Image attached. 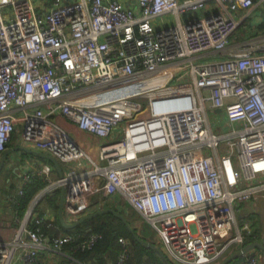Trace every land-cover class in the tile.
I'll return each mask as SVG.
<instances>
[{"label": "built area", "instance_id": "built-area-1", "mask_svg": "<svg viewBox=\"0 0 264 264\" xmlns=\"http://www.w3.org/2000/svg\"><path fill=\"white\" fill-rule=\"evenodd\" d=\"M207 1L0 0V155L18 125L20 143L63 170L38 198L64 187V216L73 222L119 195L173 264H221L256 241L239 205L264 195V34L230 42L241 25L234 13L264 0H216L220 9L200 16ZM168 13L175 22L158 26ZM143 79L155 85L136 98L80 103L88 90ZM207 101L227 131L211 127ZM80 133L113 140L95 161ZM32 220L0 236V264L18 249L23 264H39L38 248L76 240L49 237ZM100 237L91 233L78 247L91 249ZM119 242L115 264H126L128 244ZM241 264H260L259 255L247 253Z\"/></svg>", "mask_w": 264, "mask_h": 264}, {"label": "crops", "instance_id": "crops-1", "mask_svg": "<svg viewBox=\"0 0 264 264\" xmlns=\"http://www.w3.org/2000/svg\"><path fill=\"white\" fill-rule=\"evenodd\" d=\"M120 1L122 2L123 5H128V4H131V2H132V0H130V1L129 0H120ZM219 5L220 4L216 0H208L207 5H206L207 7L204 10H202L199 13V15L203 16L210 11L214 12L216 10H219L220 9ZM234 15L238 19L241 20V25L236 30V32L232 35L231 41H230L231 44H237V43H239L243 40H247L248 38H251L257 34L258 35L263 34L262 31L260 30V26L264 22V6L263 5L255 6L252 10H250L248 12V14L243 13L242 11L241 12L239 11V12L234 13ZM158 20L156 22H158ZM160 20H162V18H160ZM225 56H226V52L216 55L217 58H224ZM214 113L220 114V113H222V111L221 110H219V111L215 110ZM78 138L80 139V144L83 146V148L86 151H87V148H90V146H93L94 150L96 152L98 150V147L101 144H103L105 142H110L113 140V137L109 138L108 140L107 139L106 140H100V139L95 138L92 135L87 134V133H80ZM16 145L21 146L22 144L21 143H15V144L11 145V143H10L7 145V148H10V147L16 146ZM1 156H2V154L0 155V160H1ZM22 156H24L25 158L22 159ZM15 158L21 159L20 162L22 164L16 165L13 169H18V168H23L24 170L28 169L26 171V176L27 175L29 176L28 181H24V179L21 180L20 184L17 187L18 192L20 189H22V191H23L24 185H26L35 176H39V177L43 176L44 179L47 180V178H46L47 175L55 173L56 176L58 177V172L55 169V166L51 162H50L51 164L45 163L43 165L40 158H36V157L29 155V154H28V156H26L25 153L21 152V151H15V152L9 154L7 162H6V164L2 170H5V168L8 166H12V162L14 163L13 159H15ZM38 163L41 167L43 165V168H45L46 166H49V173L48 174L44 173L43 175H38L37 169H39V167H36V169H34L35 165ZM13 173L15 174V170H13L12 174ZM43 189H44V187L42 189H40L35 194L33 201H35V199H41L43 197L42 196V197L38 198V195L42 192ZM18 192H17V196H21ZM17 196L15 197L12 195L11 196L6 195L5 198L3 199V201L0 203V236H4V237L10 236L13 231H15L16 229L21 227L22 221L24 219H27L28 217H31L33 219L32 223L34 222L35 219H40L42 222L40 224V228L49 237L60 236V235H57L54 233H52V235H50V233L48 232L51 230L50 228H54V229L58 228V226L54 223L55 218H54L53 213L39 212V210H37L36 212H33L34 209H32V206L35 207L36 206L35 204H37L38 201L35 204L33 203V201L31 203V205L29 204L28 208L26 209V211L24 213L25 216L23 215L24 216V219H23L22 218L23 216H20V214L18 213V210L16 209L17 208L16 206L19 205V202L16 199ZM45 196H46V194L44 195V198H45ZM123 203H125V202L122 199V197L119 195H115L111 198V201H110V204L108 205V207L114 208L117 210H121L123 208ZM45 208H46V210H49L50 207L47 208V206H46ZM52 211L55 212L54 210H52ZM40 214H42V216H40ZM239 215L241 217H244V218L251 220L250 222L252 223V226H253V228L256 232V235H257L256 241H260V242L264 243V195H262L258 198H255L254 200H252L250 202L243 203L240 206ZM57 217H58V212H57ZM45 225H46V228H49V229L46 230L44 228ZM48 225H50V226H48ZM31 226H35V223L32 224ZM71 235H73L76 238L75 234H71ZM65 236H70V234L65 235ZM124 239L126 240V238H124ZM21 240L26 241L27 240L26 236H23ZM77 241H78V244L76 246H74V245L68 246L65 244L60 250H53L49 246H47L46 248H38L39 264H62V263L85 264V263L81 262L79 259H77L76 255H75V251L77 249H80L78 247L79 243L82 242L79 240H77ZM250 242H253V241L249 240L248 242H246V244L250 243ZM128 246H129V244H128ZM121 250H122V245H121ZM121 250H120V252H121ZM238 250L239 249H236V251H234V253H236ZM21 253H22V249H18L12 255V258H11L9 264H23V262L21 260ZM249 253H251V251ZM253 253L258 254L259 255V263L264 264V252L259 251V252H253ZM235 259H233L231 262H233ZM116 260H115V262H116ZM243 260H244V257H242V259H240L239 261L234 262L232 264H241L243 262ZM231 262H229L228 264H230ZM105 263L106 264H113L114 260L107 259V261H105ZM88 264H103V263L90 262Z\"/></svg>", "mask_w": 264, "mask_h": 264}, {"label": "trees", "instance_id": "trees-1", "mask_svg": "<svg viewBox=\"0 0 264 264\" xmlns=\"http://www.w3.org/2000/svg\"><path fill=\"white\" fill-rule=\"evenodd\" d=\"M260 30L264 34V22L260 26ZM26 156L28 154L25 153ZM46 184V180L43 176H35L33 177L26 185H24L23 195L17 196V200L19 205L16 206L18 213L20 216H23L26 209L28 208L30 202L34 198L35 194L42 189ZM59 199H60V189H55L52 192L46 194L44 201L47 207H50L51 210L55 211V220L54 223L58 226L57 229L50 228L51 230L48 231L50 235L52 233L60 235L64 237L68 234H75L76 240L72 241L71 243H67L66 245H74L78 244V241H82L87 235L91 233L100 234V239L95 243V245L91 249L87 250H80L77 249L75 251V255L77 259L81 262L88 264L90 262L93 263H105L107 259L115 260L118 257V254L121 250V243L119 242V238H131V244H129L128 248L130 251V256L126 262V264H164L161 260L160 256L151 249H147L140 245L135 239L131 236V233L126 228L124 223L114 216L113 214H102L92 219H87L82 222L80 225L74 228H65L63 227L57 217L58 207H59ZM123 215L126 216L123 209L119 210ZM136 213V212H135ZM42 216V214H40ZM127 217L129 223L130 219ZM46 230V225L44 227ZM135 233L141 237L142 239L150 241L145 235L142 234L141 230L139 231L133 226ZM152 241V240H151ZM154 242V241H152ZM260 251V250H259ZM263 252V251H260ZM241 258H236L230 264L239 261ZM113 263V264H114ZM106 264V263H105Z\"/></svg>", "mask_w": 264, "mask_h": 264}, {"label": "rangeland", "instance_id": "rangeland-1", "mask_svg": "<svg viewBox=\"0 0 264 264\" xmlns=\"http://www.w3.org/2000/svg\"><path fill=\"white\" fill-rule=\"evenodd\" d=\"M160 20V19H159ZM158 20V26L163 27V26H170L175 22V17L173 14L168 13L166 15H163L162 20L159 21ZM214 59V57H203L201 59V61H208ZM139 80L133 81L131 83H128L126 85H122V86H112L109 88H117L114 91L111 92H104L101 95L98 96H94L91 99H87L84 102H81V104L85 105V106H96V105H100V104H106L108 102H112L118 98H123V97H138V95L141 92H144L147 89H150L153 85L155 84H148V83H139ZM172 83L176 82V79H173L171 81ZM157 83H159L157 81ZM109 88H104L105 89H109ZM141 89V90H139ZM92 90H88L87 92H85L84 94H88V92H91ZM94 91V90H93ZM87 94L85 96H87ZM208 94V93H205ZM83 96V97H85ZM206 109L208 110V118H209V122L211 127L214 130H218L220 132H225L227 131L228 128L224 127L223 123H224V116L222 117V114H216L212 111H210V102H206ZM223 127V128H222ZM19 126H16V130L15 133L13 135V139L11 140V145L15 144V143H20L21 139H20V132H19ZM9 143V144H10ZM222 150H225L224 145L221 146ZM87 153L88 155L93 159V160H97V152L94 150L93 146H90V148H87ZM19 157V156H18ZM17 157V158H18ZM25 158L24 156H22V159ZM14 163L12 162V166H8L5 168V170H2L0 172V203L3 201V199L5 198L6 195L8 196H17V192H18V185L20 184L21 180L23 178H26V171L28 169H23V168H18V169H13L16 165L22 164L20 161L21 159H13ZM43 165L45 163H50L49 160L46 159H41ZM51 164V163H50ZM13 170H15V174L13 175L12 172ZM48 179L50 180H46V184L44 186L47 187L51 181L54 182V180L57 179V176L55 173H52L50 175H48ZM52 192V191H51ZM33 201V199H32ZM32 201L30 202V205L32 203ZM37 201V200H36ZM36 201H33V203H35ZM36 206L33 207L32 209L33 212H36L37 210H39V212H48V213H53L54 214V218H55V212H53L50 208L49 210H46V203L44 201V196L38 200V203L35 204ZM242 205V204H241ZM239 205V206H241ZM48 208V207H47ZM123 211L125 212L126 216H128V218L130 219V224H132V226H134L136 229H138L139 231L141 230L142 234L145 235L148 239H150V241H154V243H156V239L153 238L154 237V232L151 229V227L149 226L148 223L144 222L140 215L128 204V203H123ZM50 211V212H49ZM136 212V213H135ZM25 216V215H24ZM24 216L22 217L24 219ZM125 216V215H124ZM125 216V217H126ZM127 218V217H126ZM247 219V218H246ZM247 221H251L250 219H247ZM151 241V242H152ZM246 245V242L245 244ZM253 252H259V250L254 249L251 250V253Z\"/></svg>", "mask_w": 264, "mask_h": 264}, {"label": "water", "instance_id": "water-1", "mask_svg": "<svg viewBox=\"0 0 264 264\" xmlns=\"http://www.w3.org/2000/svg\"><path fill=\"white\" fill-rule=\"evenodd\" d=\"M219 110L220 109H218V111ZM15 151H21V152H24L26 154L32 155L36 158L49 160L55 166V169L58 172V176L59 177L63 176L62 167H61L59 161L54 156L47 154V153H44V152L37 151L35 149L29 148V147L23 146V145L12 146L10 148H7L2 153L1 160H0V172L2 171L3 167L6 164L9 154H11ZM45 170H46V172H48L49 166H46ZM65 194H66V189L64 187L60 188L58 219H59L60 224L63 227L68 228V229L74 228V227L80 225L82 222H84L87 219H92V218H95L99 215L106 214V213L113 214L114 216L119 218L124 223V225L129 230V232L131 233V236L135 239V241H137L140 245H142L143 247H145L147 249L154 250L160 256V258L164 262V264H173L169 260V258L166 256V254L164 253L162 248L157 243H154V242H151V241H148V240H145V239H142L141 237H139L135 233L132 224H130L128 222L127 218L117 209L109 208V207L99 209L95 212L85 214L73 222H68L64 216ZM126 241L128 244H131V238H126ZM254 249H257V250L264 252V243L260 242V241H253V242L247 243L242 248H240L236 253H234V254L230 255L228 258H226L221 264H228L229 262H231L235 258L244 257V255H246L247 253H249L251 250H254Z\"/></svg>", "mask_w": 264, "mask_h": 264}, {"label": "bare ground", "instance_id": "bare-ground-1", "mask_svg": "<svg viewBox=\"0 0 264 264\" xmlns=\"http://www.w3.org/2000/svg\"><path fill=\"white\" fill-rule=\"evenodd\" d=\"M139 83H148V84H155V79H143V80H139L138 81ZM104 88H102V89H99V90H97V89H95L94 91L92 90L91 92H89L88 94H87V96H85V97H81V99H80V101L81 102H84V101H86L87 99H91L92 97H94V96H98V95H101L102 93H104V92H111V91H114V90H116L117 88H109V89H105V90H103ZM139 90H141V89H139Z\"/></svg>", "mask_w": 264, "mask_h": 264}]
</instances>
